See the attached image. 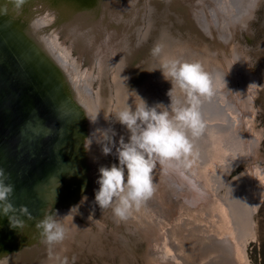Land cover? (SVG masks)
Here are the masks:
<instances>
[{"label": "bare ground", "instance_id": "bare-ground-1", "mask_svg": "<svg viewBox=\"0 0 264 264\" xmlns=\"http://www.w3.org/2000/svg\"><path fill=\"white\" fill-rule=\"evenodd\" d=\"M177 1L172 0L171 8L155 13L153 9L157 4L156 0L146 2L144 0L143 3L138 0H55L58 5L51 6L47 0L27 1L31 11L42 16L41 21L45 23L51 41L48 46L51 50L54 48L52 51L56 55L55 60L65 71L64 75L60 68L56 70L59 73V80L64 85L69 79L68 76L73 80L72 84L74 83L76 90L73 92L71 83L67 82L69 90L64 94L63 100L76 115L67 111L71 122L66 124L64 117L62 119L58 117L60 108L63 107L54 103L58 109L54 112L55 115H52L51 121L52 124L54 121L56 123L52 131L58 139L60 150L58 160L54 158L49 161L50 163L36 175L37 180L30 191L33 199L30 196L28 200L27 196L23 204L28 210V215L22 214L21 211L12 212L10 216L0 214V264H71L67 260L71 255L78 256L75 259L80 264H85L82 250L87 248L89 252L109 256L112 250L107 249L106 243H110L116 250L123 247L126 251L123 253L134 256L135 252L131 249L132 232L135 233L134 238L142 236L147 245H153L152 253L151 247L149 251L146 249L142 252L144 264H250L245 246L248 239L256 235L254 213L264 196V166L259 165L257 161L264 160L258 145L263 128L256 125V114L260 111V105L256 103L260 91L264 92V65L260 60L257 69H251L252 61L248 46L240 43L238 34L243 25L248 27L243 29L245 33L253 35V28L248 25L246 18L249 15V19L256 18L255 12L251 11L261 5L264 7V0H194L195 7L200 10L199 14L206 17V23L212 22L205 10L206 5L212 10L220 9L222 21L217 27L218 32L216 28L214 31L211 30L208 42L204 37L205 42L201 41V37L196 36L197 32L190 33L188 29L185 40L201 52L205 51L204 45L207 44L215 61L221 65L220 62L226 58L231 71V74L227 70L221 73V66H217L210 72L211 77L215 78L212 80L214 92L210 97H201L199 111L206 113L203 118L208 121H205L206 126L210 124L216 129L218 126L229 125V129L216 133L214 139H217V136L219 139L210 146L214 152L207 154V160H202V157L195 158L198 149L193 144L194 155L189 157L190 164L187 166L184 164L176 166L174 162L157 164L153 171V179L159 175L161 178L168 176L178 186L185 188H181L183 190L180 194L192 206H197L196 213H192L194 209H190L189 206L185 208L183 204H178L177 199L173 202L169 199L164 204L165 208H158L159 205L155 204L150 213L146 205L145 216L139 209L133 211L126 221L117 222L110 209L102 211L95 203V190L99 188L96 183L98 169L106 166L103 160L106 156L101 153L100 145L95 142L98 135L96 130L111 128L118 135L115 118L112 119L115 125L112 121L110 124L105 119L104 110L109 111L112 102L117 103L116 99L118 101L123 99L122 104L124 101L126 104H133L134 98L140 95L135 91L133 95L132 91L126 89L135 82V79L130 80V77L143 79L146 71H150L151 66L154 67L149 56L152 55V46L157 39L162 42L161 51H164V54L170 53L169 41L181 43L179 38L174 40L176 30L181 29ZM250 4H254V9ZM241 7L244 9L243 13ZM144 14L148 15L146 24L142 18ZM23 29L27 31L28 27L24 25ZM183 29L186 30V27L183 26ZM219 32H223L222 36ZM148 35L152 43L146 48L144 40ZM35 36L39 37L36 33ZM72 48L78 50L80 56L86 50L90 61L86 68L88 71L81 69V58L72 52ZM144 49L147 51L144 52ZM234 49L242 55L244 79L231 67L233 58H229L228 50L234 52ZM49 50L48 53L51 52ZM259 50L264 53V40ZM141 52L145 57L138 61ZM160 57L161 54L155 60V66H163L159 65L163 63ZM95 63L98 67L96 68L98 83L94 90L95 96H92L93 100L86 93L83 94V89L91 82V71ZM145 65L151 66L146 70ZM123 68L127 70L129 81L123 84L125 90L115 86L113 81L115 88L113 94L116 98L114 99L107 75L112 69L114 78L118 70ZM49 83L51 85V81ZM78 84L81 86L78 87ZM48 91L51 90L48 88ZM125 91L132 95V100L130 97L125 99L122 97ZM50 96L53 98L51 94ZM187 103L188 101L184 104ZM97 110L99 113L93 123L87 114H95ZM121 127L125 135L126 129L122 125ZM72 129H76V133ZM212 129H207V132L214 134ZM65 136H68L71 142H66L64 147ZM228 139H235L236 146L233 149L223 142ZM82 146L85 147L88 157L83 162L78 152ZM111 155L116 157L115 148ZM241 163L244 167L241 172L228 180L227 173ZM27 166L30 167L31 164L28 163ZM212 174L219 176L217 184L212 183L217 181ZM241 178L244 179L247 191L241 186ZM233 184L240 188L241 196L238 200L236 199L238 196L232 192ZM154 185L156 186V183ZM162 186L159 193L164 196ZM49 213L67 229L66 238L52 246L44 242L41 229L37 227L38 222ZM153 214H156L155 217ZM163 218H166V222L162 220ZM238 219L242 222L236 223ZM240 225L241 229L238 231ZM125 253L122 254L124 260L122 264H129ZM105 264L114 263L105 260Z\"/></svg>", "mask_w": 264, "mask_h": 264}, {"label": "water", "instance_id": "water-1", "mask_svg": "<svg viewBox=\"0 0 264 264\" xmlns=\"http://www.w3.org/2000/svg\"><path fill=\"white\" fill-rule=\"evenodd\" d=\"M27 1L29 0H24L23 4H17V0H0V169L7 175V182L13 186L9 203L15 209L14 213L23 207L27 196L28 200L30 196L33 199V194L30 191L31 187L35 185L34 181L37 180L36 175L54 158L58 160V152H60L58 139L52 131L56 123L54 121L52 124L51 121L52 115L58 109L54 103L63 107L64 110L60 108L58 117L61 119L64 117L66 124L71 122L68 112L76 115L75 111L63 100L64 94L69 90L68 83H71L72 91L75 92L73 80L68 76L69 79L65 85L59 80V73L56 70L60 68L64 75L65 71L61 64L55 60L56 55L52 51L54 48L51 50L48 46L51 41L48 38L45 23L43 24L41 21L42 16L35 14V11L32 12ZM47 1H50V6L58 5L55 0ZM177 4L181 19V29L177 30L178 33L188 29L189 32H197L203 42H205L204 38L210 39L211 30L214 31L215 27L213 24L206 23V17L199 14L200 10L198 11V8L195 7L194 0H178ZM254 4H250L252 9H254ZM262 6L251 11V13L255 12L256 18L249 19L250 15L246 18L248 25L253 28V35L249 36L245 33L243 29L247 26L241 25L238 40L241 44L248 45V41L254 39L255 44L249 49L253 52H260L256 54L262 58L264 65V53L259 50L260 44L264 40V9L261 10ZM206 7L209 12H212L209 5ZM147 16L144 14L145 21H147ZM24 25L28 27L29 31L23 29ZM183 26L186 27V30L183 29ZM216 32H218L217 27ZM35 33L39 37L36 38ZM221 33L223 32H219L220 36H222ZM164 34H167V29ZM180 37L181 34L178 35V38ZM149 38V35L146 36L145 45ZM47 50L51 52L48 53ZM158 68L157 66L153 67L157 74L160 72ZM49 81H51V85ZM90 81V84L84 87L83 94L86 93L92 98L95 92L92 89V79ZM80 86L78 84V87ZM48 88L51 91H48ZM92 99L94 100V98ZM54 118L57 119V117ZM73 118L75 117L73 116ZM72 130L76 133V129ZM63 138L65 147L66 142H71V140L68 136ZM78 152L82 162L88 158L84 146L78 149ZM28 163L31 164L30 167L27 166ZM158 178L161 176L159 175ZM163 180L164 183L161 180L159 183H155L159 189L164 184L162 186L164 196L168 195L172 201L180 199L187 206H192L180 194L185 188L178 186L168 176H165ZM164 200L168 202L167 199ZM11 213L5 215L0 212L3 216H10ZM49 215L52 214L49 213Z\"/></svg>", "mask_w": 264, "mask_h": 264}, {"label": "clouds", "instance_id": "clouds-1", "mask_svg": "<svg viewBox=\"0 0 264 264\" xmlns=\"http://www.w3.org/2000/svg\"><path fill=\"white\" fill-rule=\"evenodd\" d=\"M23 2L17 0L18 4ZM160 51L157 47L154 55ZM160 70L164 78L185 95L187 104L173 101L171 88L168 92L171 103L167 107L160 103L148 106L140 98L139 104H126L116 112L115 121L126 129L127 141L122 135L118 141L114 140L117 135L114 129L96 130L95 142L100 145L101 153L111 155L115 148L118 164L99 167L95 203L102 211L110 209L117 222L126 221L153 195V171L157 164L174 162L176 166H187L191 163L193 138H198L205 128L199 104L201 97H210L214 92L209 73L199 62L178 59L166 61ZM98 113L99 110L87 116L94 123ZM7 180V175L0 169V212L5 215L15 211L9 203L13 186ZM19 211L28 215L26 207ZM37 227L49 246L62 242L67 235V229L53 215L45 216Z\"/></svg>", "mask_w": 264, "mask_h": 264}, {"label": "rangeland", "instance_id": "rangeland-1", "mask_svg": "<svg viewBox=\"0 0 264 264\" xmlns=\"http://www.w3.org/2000/svg\"><path fill=\"white\" fill-rule=\"evenodd\" d=\"M138 1L143 2L144 0H138ZM156 1H157V4L154 6V9H153L154 13L158 12V11H164L167 8H171L170 3H171L172 0H156ZM145 2H146V0H145ZM242 7H241V9L243 10L242 11V13H243L244 9ZM262 8L264 9L263 6H262ZM263 9H261V10H263ZM205 10L209 13V16L211 17V20H212V22L210 21L209 24H214L215 28L219 27L220 23L222 21L221 16H220V14H222V11L220 9H214V10L211 9L212 12H209L208 8L205 9ZM145 12L146 11L144 10V13ZM142 18H143L144 23L146 24L144 16ZM233 22H234V20H233ZM235 22H236V19H235ZM190 33H192V32H190ZM59 34L61 36L60 32H59ZM180 34H181V37L179 38V41H181V43H178V42L174 43L173 41H169L168 47L170 49V53L164 54V51H161L159 54H155L154 55V49H156L157 47H159L161 49V46H162V42L160 40L157 39L155 41L154 45L152 46V50L153 51L151 50L153 56L152 55L149 56V58L152 59L151 60V65L153 64L154 67H155V60L161 54L160 61L163 60V63H165L168 60H172V59H178V60H181L182 62H189V63L199 62L202 65L204 71L209 73L210 77H211L210 72L214 71V69L217 68V66L218 67L221 66V71H222L221 73L229 71V73L231 74L229 66L227 65L229 61L226 58H225V61L223 60V61L220 62L221 63V65H220L219 63H217L215 61L214 57L211 56V52H210V49L207 46V44H205L206 46L204 45L205 51L201 52L200 50L195 49L192 44L190 45L189 42L187 40H185V36L187 37L186 31H182V32L178 33V31L176 30V35H175V39H174L175 41L178 39V35H180ZM188 35H189V33H188ZM196 36H198V35L196 34ZM59 39H60V37H59ZM200 40L202 41L201 38H200ZM206 42H208V39L206 40ZM151 43H152V41L149 39V41L146 42V46L151 45ZM253 44H255L254 39H250L248 41V45H247L248 48L247 49L250 52V57H251V61H252L251 64H250V67H251V69L256 70L258 65H259V63H260V59H259V55H257V54H259V52H256V51L253 52V51H251V49H249V47H252ZM202 46H203V44L201 45V47ZM145 51H147V50H145ZM228 51H229L228 53H229V56H230L229 58H231V57L233 58L232 59L233 63L231 65V67H233L235 72L238 73V76L241 75V78L244 79L245 78V73H243V72H244L245 69H244L243 62L241 60L242 59L241 53L239 54L238 50H236V49H234V52H233V50H228ZM72 52H74V54L77 53L76 56L81 58V60H80L81 61V64H80L81 69L88 71V69H86V68H87V66H88L90 61H89V55H88V53H86V50H85V53L82 54V56L79 55L78 50L76 51L75 48L74 49L72 48ZM164 55H166V56H164ZM220 55H221V52H220ZM144 57H145L144 53L141 52L139 54V60L138 61H141ZM123 60H121V62H123ZM261 60H262V58H261ZM163 63H161L159 65H163ZM223 66L227 67V69H225ZM149 67H146V65H145V69L146 70H148L147 68H149ZM96 68H98L97 64L94 65V67H93V69L91 71V74H92L91 75L92 76L91 79H92V89H93V91L96 90L95 86L98 83V78H97L98 70L96 71ZM157 68L160 70V69H162V66L161 67L157 66ZM215 71H217V69ZM126 72H127V70L124 69V68L122 70H118V74L114 75V78H113V75H112V69H111L110 72H108L107 81H108V84H110L112 86V89H111L110 92H111V95L114 97V99H116V98H115V96L113 94V92L115 91L113 81L115 82V86H117V87L120 86V88H122V90H125L123 88V84H124V82L129 81V79H128L127 75H126ZM101 75H102V72H101ZM212 75H215V74H212ZM143 77H144L143 79H141L142 77L141 78H136V76L134 78L130 77V80L135 79V82L133 83V85L129 86V89L127 87L126 90L127 91L129 90L130 92L132 91L133 95H134V91L137 94L139 93L140 95L136 96L134 98V100H133V104H129V105L135 106L136 104H139L140 103V98H141L147 103L148 106H154L155 104L160 103V104H163L166 107V105H170V103H171L170 97L168 96V92L170 91L171 88H172L171 98H172L173 101H179L182 104H184L187 101V98L185 97V95L174 84L172 86L171 82L164 78L161 70L157 74V73H155V70L153 69V66H151L150 71H146V74ZM211 78H212V80L215 79L213 77H211ZM132 89H134V90H132ZM131 96L132 95L129 94V93H126V91L122 95V97L124 99L125 98H129V97L131 98ZM132 99L133 98H131V100ZM116 101H117L116 104H115V102H112L109 111L106 110V109L104 110L106 112L105 119L109 123L112 121V119L115 116L116 112L119 111V110H122L124 108V106L126 105L125 101H124V104H122L123 99H119L120 102L117 99H116ZM238 102L241 103L242 101H238ZM256 104L260 105V108H259L260 111L257 112L258 115L256 114V125L258 127H262L263 128V135H262V138H261V140L259 142L260 144H258V145H259V148H261L260 151H261V153L264 156V92L260 91V97H259V100H258V102ZM244 107L245 108L247 107L245 102H244ZM205 114L206 113H204V112L201 113L202 119L204 118ZM205 121H207V120L203 121L204 124L206 123ZM210 122L213 123L212 120H210ZM114 123L115 122L112 121V124H114ZM205 126H206V124H205ZM206 127L204 128V131L202 132V134L198 138H193V144H195L197 149H198L197 153H196V156H195L196 159L202 157V160H204V159L207 160L208 159V158H206V157H208L207 154L209 152H214V151H212L210 146L212 144H214L217 139H219V136H217V139H214L216 137V133L219 132V131L221 132L223 130L229 129V125L218 126L219 128H216V129H214L213 125L211 127L210 124H208V126H206ZM207 129H212L214 134H209L207 132ZM116 131H118V135H117V137H114V140L118 141L120 136L122 135V136H125V141H127L128 133L126 131L125 135H123L122 127H121V125L118 122H117ZM223 142L227 143V145H229V147L231 146L230 149H233V147L236 146L235 139H232V140L228 139V140L223 141ZM228 155H225V157L228 156ZM103 160L106 163V166H111L112 164H118L117 158L114 157L113 155H110V156L108 155ZM257 161H258L259 165L264 166V160L259 159ZM104 162H103V164H104ZM243 168L244 167H243L242 163L235 165L227 173L226 177L228 178V180H231V178H233L235 175H237L239 172H241V170ZM214 175H215V180H217V181H212V180L211 181H212V183L215 182V184H217V182H219V176H216V174H212V177ZM153 180H155L154 183L155 182L159 183L160 180L164 183L163 178L162 179L161 178H156V179H153ZM243 181H244V179L241 178L240 183H241V186L244 187L245 184L243 183ZM233 186H234V189H232L233 190L232 192H234L235 195L238 196L236 198L238 200V198L240 199V196H241L239 194L240 188H237L236 184H233ZM244 188H246L245 190L247 191V187H244ZM154 189L155 190L153 192V195L151 197H149L148 199H146L145 200L146 203L143 202V204L140 207V210H141V212H142V214L144 216H145L144 209L147 210V208H148L150 213H152L155 204L159 205L158 208H161V207L165 208L163 204H164V202L166 203L167 201H165V200L163 201V199H167V200L170 199V197L168 195L167 196L160 195V193H159L160 190H159V188L157 186L154 185ZM183 203L184 202L180 201V199H179V203L178 204H183ZM146 205H147V208H146ZM183 205L186 206L185 208L188 207L187 205H185V203ZM237 205H239V202H238ZM193 207H195V208H193ZM196 208H197V206H191L190 209H194L191 212L192 213H194V212L196 213V210L198 209V208L197 209ZM155 215L156 214H153L154 217H155ZM161 216H163V215H160V217ZM72 217H74V216H72ZM254 217H255V221H256V231L257 232H256L255 237H252V238L248 239V241L246 242L245 252L247 254V257H248V260H249L250 264H264V196H263L261 202H259L257 210L254 213ZM165 219L166 218H163L162 220H164L166 222ZM193 221H194V216L192 215L191 216V222H193ZM239 222L241 223L242 220L238 219L236 221V223H239ZM158 223H159V221H158ZM132 226H134V225L132 224ZM240 229H241V225H240L238 231H240ZM134 235H135V233L132 232L131 233V237H132L131 249L133 250V252H135L134 256L133 255H131L132 257L128 256L125 253L126 251H125V249L123 247H121V249L119 248V249L116 250L115 248H112L110 243H106L107 244V249H110V251L112 250L111 254L109 256H107L106 254H105V256H102V254H100L98 252H89L87 248H84L82 250L83 259H85L84 263L85 264H105V260H107V262H110V263L122 264L123 261H124L123 258H122L123 257L122 254L125 253V255H126L125 258L129 261V264H144L142 256H141L143 254L142 252H145L146 249H148V251H149V248L151 246H153V245L152 244H148L147 245L145 239L141 238L142 236L138 235V236H136V238H134ZM123 251H125V252L123 253ZM150 253H152V247L150 248ZM150 253H148V255H150ZM76 257H78V256L71 255V256H68L67 260H69L71 264H75V263L76 264H80L77 261V259H75Z\"/></svg>", "mask_w": 264, "mask_h": 264}]
</instances>
